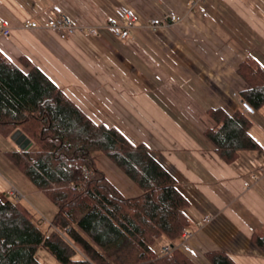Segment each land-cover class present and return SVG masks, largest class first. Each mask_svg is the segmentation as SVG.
Here are the masks:
<instances>
[{
    "label": "crops",
    "instance_id": "1",
    "mask_svg": "<svg viewBox=\"0 0 264 264\" xmlns=\"http://www.w3.org/2000/svg\"><path fill=\"white\" fill-rule=\"evenodd\" d=\"M192 1L0 0V18L12 29L0 34V51L20 67L23 58L40 67L97 124L149 147L190 202V235L179 245L187 257L210 264L207 252L225 250L237 264H264L251 241L264 233V106L253 115L242 110L249 84L237 71L249 57L264 66V0H201L191 8ZM54 4L98 35L22 27L27 19L43 23ZM121 6L138 17L124 40L103 26ZM173 9L181 21L151 26ZM216 107L248 117L258 151L240 150L233 163L214 151L203 132L216 125L207 111ZM0 145L4 153L21 150L11 137L0 135ZM96 163L126 197L142 194L109 157ZM13 190L0 185L1 199H19Z\"/></svg>",
    "mask_w": 264,
    "mask_h": 264
},
{
    "label": "trees",
    "instance_id": "2",
    "mask_svg": "<svg viewBox=\"0 0 264 264\" xmlns=\"http://www.w3.org/2000/svg\"><path fill=\"white\" fill-rule=\"evenodd\" d=\"M237 71L249 84L244 100L262 108L264 66L249 57ZM207 111L217 123L203 133L227 163L240 150L258 151L242 111ZM17 129L32 145L5 154L57 211L43 230L20 199L0 197V264H44L41 248L60 264H196L179 247L191 227L190 202L149 147L97 124L40 67L25 58L20 67L0 51V135L9 138ZM101 155L142 194H122L98 169ZM159 238L169 253L155 248ZM251 241L264 254V233H254ZM205 256L210 264H237L225 250Z\"/></svg>",
    "mask_w": 264,
    "mask_h": 264
},
{
    "label": "built area",
    "instance_id": "3",
    "mask_svg": "<svg viewBox=\"0 0 264 264\" xmlns=\"http://www.w3.org/2000/svg\"><path fill=\"white\" fill-rule=\"evenodd\" d=\"M201 0H193L191 3V8H194L198 5ZM51 11L53 15L48 17L43 23L39 22L34 19H27L22 23V27L24 28H33V29H52L56 31H64L69 35H74L78 33H86L88 35L96 36L98 35V29L95 26L90 25H78L74 22L69 14L63 12L62 8L59 5L54 4L51 6ZM117 17H109L107 18L106 22L104 23V28L107 29L108 33L112 34L120 39H127L130 35L131 27L136 23L138 20L137 15L129 8L121 6L116 9ZM200 12L203 16H207V12L203 7H200ZM183 18L182 14H179L177 11L168 10L161 14V16L152 18L149 20L151 26L153 28L165 26L171 23L179 22ZM12 33V29L6 24V22L0 18V34L4 36H9ZM241 107L242 110L246 111L248 114L253 115L256 112V109L246 100H241ZM264 162V160H263ZM261 170L264 172V163L261 167ZM257 179V175L253 176ZM11 194L18 196L16 191L13 190ZM211 220V216L208 215L204 216V222H209ZM190 235L189 232H185L183 234L184 238L186 239ZM171 247L166 245L162 248L164 254L170 252Z\"/></svg>",
    "mask_w": 264,
    "mask_h": 264
},
{
    "label": "rangeland",
    "instance_id": "4",
    "mask_svg": "<svg viewBox=\"0 0 264 264\" xmlns=\"http://www.w3.org/2000/svg\"><path fill=\"white\" fill-rule=\"evenodd\" d=\"M5 1H10V3L11 1L14 2V0ZM60 7L63 12L67 13V10L63 6L60 5ZM67 14L74 19L71 13ZM0 149V185L7 187V189L10 187H16L19 191V199L31 209L34 215V220L43 230H47L52 217L57 211V207L42 191L35 188L23 172H20V170L8 159L6 154L3 152L5 148H3L2 145H0ZM30 191L34 193H30ZM165 244H167V241L164 238H159L154 246L162 253V248L166 246ZM162 254H164V252ZM38 257L44 264H60L56 262L52 255H50L48 251L44 250V248L39 249Z\"/></svg>",
    "mask_w": 264,
    "mask_h": 264
},
{
    "label": "water",
    "instance_id": "5",
    "mask_svg": "<svg viewBox=\"0 0 264 264\" xmlns=\"http://www.w3.org/2000/svg\"><path fill=\"white\" fill-rule=\"evenodd\" d=\"M11 138L21 150H26L32 145V140L20 129H17L15 132H13Z\"/></svg>",
    "mask_w": 264,
    "mask_h": 264
}]
</instances>
